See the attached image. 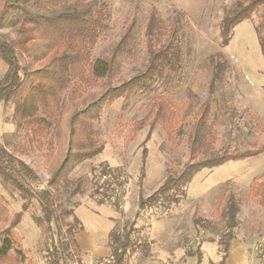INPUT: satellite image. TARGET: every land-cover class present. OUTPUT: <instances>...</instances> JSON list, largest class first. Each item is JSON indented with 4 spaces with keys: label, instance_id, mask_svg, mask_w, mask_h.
Listing matches in <instances>:
<instances>
[{
    "label": "rangeland",
    "instance_id": "rangeland-1",
    "mask_svg": "<svg viewBox=\"0 0 264 264\" xmlns=\"http://www.w3.org/2000/svg\"><path fill=\"white\" fill-rule=\"evenodd\" d=\"M98 1L106 3L108 17L92 56L109 57L119 51L114 85L145 72L148 39L166 53L152 80L144 86H133L91 120V138L102 144V151L74 167L69 174L73 186L54 192L63 212L61 224L65 229L72 224L78 207L115 217L112 229L117 231H122L126 223H133L134 251L130 250L124 264H219L222 212L231 198L239 208L234 242L246 250L251 264H264V208L248 194L250 182L264 175V152L202 170L186 186V197L178 205H157L137 213L139 197H148L160 186L166 168L178 169L185 162V135L179 145H171L158 124H147L128 141L131 124L148 113L153 97L164 96L180 107L184 127L196 108L203 101H210V122L218 132V150L243 151L252 144L264 145V56L255 32L256 16L237 24L223 47L220 22L241 0ZM0 36L11 38L13 34L3 30ZM216 64L221 67L217 69ZM7 71V65L0 60V79ZM12 112L11 103H0V143L35 170L39 189L46 188L50 156L45 149L24 148L23 132L15 130ZM143 149L147 152L144 160ZM102 165L117 171L120 183H127L120 207L114 206L111 193L101 194L111 180L107 175V179H102ZM142 165L145 175L140 179ZM0 196L11 216L20 215L12 240L14 248L25 254L24 264H49L48 240L52 232L48 237L34 219L43 217L40 205L32 200L23 210L22 193L2 177ZM194 212L211 221L212 227L196 230L192 223ZM98 217L86 216L91 219L83 222L80 237H99L103 220ZM140 246L148 249L147 254ZM198 246L203 254L199 263L195 256L185 254V247L194 251ZM74 252L71 248L72 263L83 261L84 256Z\"/></svg>",
    "mask_w": 264,
    "mask_h": 264
},
{
    "label": "trees",
    "instance_id": "trees-1",
    "mask_svg": "<svg viewBox=\"0 0 264 264\" xmlns=\"http://www.w3.org/2000/svg\"><path fill=\"white\" fill-rule=\"evenodd\" d=\"M253 16L257 18L255 32L264 56V0H241L221 20V46L227 45L237 24ZM107 17L106 3L98 0H0V31L7 30L13 34L11 38L0 36V60L8 67L0 79V103L12 104V121L15 130L23 132L24 148L45 149L50 156L46 188L39 189L35 170L0 143V177L22 193L23 210L32 200L40 205L43 217L34 219L45 234L52 232L48 240L49 264H73L70 249L75 251L73 236L77 230L73 231V228L79 229L78 221L75 219L65 229L61 224L63 212L59 210L54 192L73 186L69 174L74 167L102 151V144L91 138V120L133 86H144L152 80L166 53L155 48L153 41L148 39L145 72L114 85L119 51H114L109 57L92 56ZM216 66L217 69L221 67L220 64ZM210 92H213V86ZM180 112V107L166 97H153L148 113L134 121L128 130L129 142L147 124H158L165 141L171 145H179L185 135V162L178 169L166 168V176L160 186L148 197H139L137 213L157 205L167 208L178 205L186 197V186L202 170L230 161L246 160L264 152V145L257 144L243 151L218 150L219 136L210 122L212 106L208 100L196 108L186 127L182 124ZM142 152L144 160L147 152L145 149ZM101 172V177L107 175L116 185L120 184L117 171L102 165ZM144 175L142 165L140 179ZM104 186L106 188L101 194L109 196L113 190L110 182ZM248 194L264 208V175L250 182ZM113 204L117 207V200ZM238 211L236 202L228 199L222 212L224 230L219 264L225 263L228 247L235 239ZM19 219V214L10 215L0 196V264H24L25 254L14 248L12 240ZM192 223L196 230L205 231L212 227V222L197 216V212L192 215ZM133 232V223H126L122 231L112 229L109 233L111 254L117 264L124 263L130 250L134 251ZM140 247L147 254L148 249ZM185 252L195 256L198 263L202 259L200 246L194 251L185 247Z\"/></svg>",
    "mask_w": 264,
    "mask_h": 264
},
{
    "label": "crops",
    "instance_id": "crops-1",
    "mask_svg": "<svg viewBox=\"0 0 264 264\" xmlns=\"http://www.w3.org/2000/svg\"><path fill=\"white\" fill-rule=\"evenodd\" d=\"M74 211L75 218L78 221L79 225V229L73 236L75 251L77 253H80L82 258L84 256L83 261L87 259H92L91 257L93 256L104 258L107 257V255L110 253L109 233L112 231V227L114 226L113 219H115V217H104L101 214L94 213L93 211H87V209L81 207H78ZM82 214L87 215L83 216ZM98 215L101 217V220H103V222L101 223L103 224V231L101 228L99 237L95 240L88 237H80V235H83V222L85 221V219H91L86 218V216L95 217ZM112 215H114V213H112ZM234 241L235 239L230 243L228 247L227 258L224 264H251L250 256L247 254L246 250H244L238 242ZM75 264H77V262H75Z\"/></svg>",
    "mask_w": 264,
    "mask_h": 264
},
{
    "label": "built area",
    "instance_id": "built-area-1",
    "mask_svg": "<svg viewBox=\"0 0 264 264\" xmlns=\"http://www.w3.org/2000/svg\"><path fill=\"white\" fill-rule=\"evenodd\" d=\"M107 178L108 177L106 175L102 176V179H107ZM112 180L113 179L109 181L113 189L111 193V196L113 197L112 201L114 202L115 200H117V205L118 207H120V204H121L120 198H121V195H123L122 193H124L125 191V186L127 185V183L125 182L120 183L119 179H117L120 184L116 185ZM77 264H117V263H116L115 257L113 255H109L105 258L87 259L82 262H77ZM120 264H124V263H120Z\"/></svg>",
    "mask_w": 264,
    "mask_h": 264
}]
</instances>
